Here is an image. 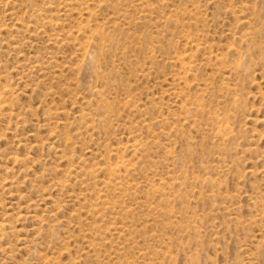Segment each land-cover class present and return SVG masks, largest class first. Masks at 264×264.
<instances>
[{"label":"rangeland","instance_id":"374dc122","mask_svg":"<svg viewBox=\"0 0 264 264\" xmlns=\"http://www.w3.org/2000/svg\"><path fill=\"white\" fill-rule=\"evenodd\" d=\"M0 264H264V0H0Z\"/></svg>","mask_w":264,"mask_h":264}]
</instances>
